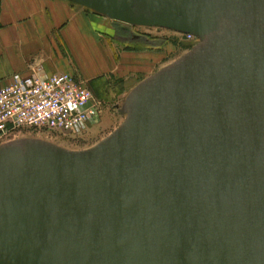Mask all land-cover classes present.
I'll list each match as a JSON object with an SVG mask.
<instances>
[{"label": "water", "instance_id": "obj_1", "mask_svg": "<svg viewBox=\"0 0 264 264\" xmlns=\"http://www.w3.org/2000/svg\"><path fill=\"white\" fill-rule=\"evenodd\" d=\"M65 1L198 43L96 145H0V264H264V0Z\"/></svg>", "mask_w": 264, "mask_h": 264}, {"label": "crops", "instance_id": "obj_2", "mask_svg": "<svg viewBox=\"0 0 264 264\" xmlns=\"http://www.w3.org/2000/svg\"><path fill=\"white\" fill-rule=\"evenodd\" d=\"M94 24L93 17L65 0H0V87L37 65L50 74L72 73L91 83L121 74L126 62L114 63ZM95 57L99 66L81 64Z\"/></svg>", "mask_w": 264, "mask_h": 264}, {"label": "rangeland", "instance_id": "obj_3", "mask_svg": "<svg viewBox=\"0 0 264 264\" xmlns=\"http://www.w3.org/2000/svg\"><path fill=\"white\" fill-rule=\"evenodd\" d=\"M79 7L93 17L95 31L106 42L113 54L114 63L119 65L123 63L122 61L126 62V69L124 65L120 66L121 74L118 72L110 74L96 83L82 81L92 90L95 101L99 104V122L76 137L71 133L52 134L46 131L23 130L11 136L7 142L25 138L38 139L73 151L85 150L96 145L123 123L125 116L119 113V109L127 94L138 83L178 60L198 43L197 39L160 28L131 26L127 27L128 34L113 35L114 22ZM133 35L139 39L134 40ZM132 59L137 62L133 63ZM81 64L87 69H92L99 66L100 59L87 58L86 63Z\"/></svg>", "mask_w": 264, "mask_h": 264}, {"label": "built area", "instance_id": "obj_4", "mask_svg": "<svg viewBox=\"0 0 264 264\" xmlns=\"http://www.w3.org/2000/svg\"><path fill=\"white\" fill-rule=\"evenodd\" d=\"M99 118L92 90L72 73L50 74L37 65L0 87V143L23 130L80 136Z\"/></svg>", "mask_w": 264, "mask_h": 264}, {"label": "flooded vegetation", "instance_id": "obj_5", "mask_svg": "<svg viewBox=\"0 0 264 264\" xmlns=\"http://www.w3.org/2000/svg\"><path fill=\"white\" fill-rule=\"evenodd\" d=\"M113 24V26H112V32H113V35L114 34H128L129 33V31H127L128 30V28L127 27H131V26H128V25H124V24H120V23H112ZM116 27V28H115ZM132 35V34H131ZM134 36V35H133ZM133 39L135 40H137V39H139L137 36H134L133 37Z\"/></svg>", "mask_w": 264, "mask_h": 264}, {"label": "trees", "instance_id": "obj_6", "mask_svg": "<svg viewBox=\"0 0 264 264\" xmlns=\"http://www.w3.org/2000/svg\"><path fill=\"white\" fill-rule=\"evenodd\" d=\"M88 10V9H87ZM93 14H96V13H93ZM96 15H98V14H96Z\"/></svg>", "mask_w": 264, "mask_h": 264}]
</instances>
